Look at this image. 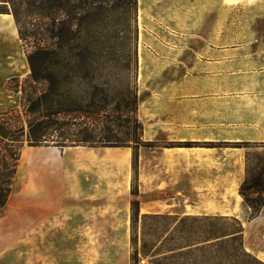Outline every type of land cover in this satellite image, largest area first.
Returning <instances> with one entry per match:
<instances>
[{
	"label": "crops",
	"instance_id": "obj_1",
	"mask_svg": "<svg viewBox=\"0 0 264 264\" xmlns=\"http://www.w3.org/2000/svg\"><path fill=\"white\" fill-rule=\"evenodd\" d=\"M137 20L143 145L30 148L29 228H100L102 217L131 228L136 179L141 215L237 218L264 262V211L250 221L247 150L234 147L264 144V0H138ZM29 74L16 22L0 15V117L18 96L8 82Z\"/></svg>",
	"mask_w": 264,
	"mask_h": 264
},
{
	"label": "trees",
	"instance_id": "obj_2",
	"mask_svg": "<svg viewBox=\"0 0 264 264\" xmlns=\"http://www.w3.org/2000/svg\"><path fill=\"white\" fill-rule=\"evenodd\" d=\"M84 1V0H83ZM138 5V0H133ZM0 8V15L9 14L8 0ZM47 13L41 15L47 21L45 44L33 45L27 53L30 74L24 78H13L7 89L21 93V108L0 117V143L4 144L5 155L0 157V210L4 209L13 193L24 145L29 147L118 148L127 146L112 135L117 116L123 113L138 114V94L133 95L129 86L119 87V68L108 52L99 51L94 40L95 20L91 11L80 7L85 15L79 25H87L85 36L74 31V22L60 21L59 13L67 12L71 0H46ZM70 12V11H69ZM14 19L19 27V36L25 42L34 34L20 30L21 17L16 10ZM31 18L30 14L25 15ZM138 34V33H137ZM115 75L118 77H115ZM116 80V83L114 82ZM122 84V82H121ZM132 96V99L130 97ZM138 119V118H137ZM139 121V120H138ZM140 123V122H139ZM141 132H142V125ZM135 151L142 141H131ZM148 147H153L148 144ZM236 148H264V144H236ZM138 158L135 153L134 169ZM246 179L240 187V195L251 210L250 221L264 211V155L252 159L246 155ZM136 179L132 186L131 245L134 250L132 263L139 258L151 260L150 264H190L193 254L208 244L212 255L218 251L224 254L238 244L242 264H264L248 253L243 244L244 226L237 233L230 234L223 228V217H175L141 215ZM141 222L142 250L137 248V226ZM206 224L205 240L196 239L195 225ZM195 228V230H194ZM215 256H213L214 258Z\"/></svg>",
	"mask_w": 264,
	"mask_h": 264
},
{
	"label": "rangeland",
	"instance_id": "obj_3",
	"mask_svg": "<svg viewBox=\"0 0 264 264\" xmlns=\"http://www.w3.org/2000/svg\"><path fill=\"white\" fill-rule=\"evenodd\" d=\"M8 1L11 3H7L9 10L7 15L14 18L13 11L16 10L21 17L20 30L28 35L34 34L33 38L29 36L25 42L21 41L27 57L33 45H39L40 40L44 41L40 45L47 42L45 37L47 21L41 16L47 13L46 0ZM4 4L0 3V8H3ZM81 5L94 15L95 41L89 40V42L94 47L96 45L99 51L108 52L115 65L119 67L117 69L121 81L116 83L115 80L116 85L129 86L131 93L137 95L138 5L133 0H71L68 11L60 12L59 18L63 22L73 21L74 31L82 32L80 33L82 36H85L84 31L88 26L79 25V19L85 15L80 9ZM26 14H30L31 18L26 19ZM17 28L19 30L18 26ZM11 92L18 94L17 97H13L15 104L11 112L22 111L21 93ZM117 118L119 120L113 127L112 135L120 141H128L126 145L130 147H134L131 141L137 140L140 143L141 126L137 119L138 115L123 113ZM4 146L0 143V157L6 153ZM30 148L32 147L25 144L22 152L18 150L21 160L12 187L13 193L7 206L0 210V264H133L131 259L134 250L131 237L126 241L131 228H125L119 217L114 225H107L104 222L106 218H100L103 224L100 228H29L26 157L31 155V153L27 154ZM244 149L252 159L264 155V148ZM221 219L225 220L221 222L222 227L229 228L230 234L240 230L241 226L237 218ZM141 224L139 222L137 226L139 250H142ZM195 227H198L196 239L200 242L204 241L206 224L199 223ZM200 249L202 250L193 254L194 261L190 264H242L245 260L238 250V244L229 248L227 254L218 251L212 255L208 244H203ZM139 260L140 262L136 264L151 262L141 257Z\"/></svg>",
	"mask_w": 264,
	"mask_h": 264
}]
</instances>
